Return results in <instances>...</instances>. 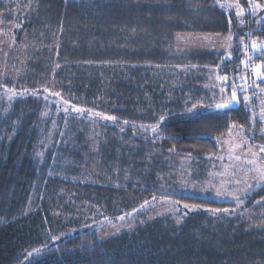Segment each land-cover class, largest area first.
<instances>
[{"label":"trees","instance_id":"obj_1","mask_svg":"<svg viewBox=\"0 0 264 264\" xmlns=\"http://www.w3.org/2000/svg\"><path fill=\"white\" fill-rule=\"evenodd\" d=\"M253 1L238 26L224 0H0V30L20 51L16 73L0 74V264H264V180L236 205L179 191L168 174L170 158L205 160L216 136L250 125L236 86L240 105L221 109L207 85L246 71L254 88L264 50L241 48L264 42ZM181 33L233 44L177 50ZM160 199L176 206L151 215ZM120 217L134 223L102 235Z\"/></svg>","mask_w":264,"mask_h":264},{"label":"rangeland","instance_id":"obj_2","mask_svg":"<svg viewBox=\"0 0 264 264\" xmlns=\"http://www.w3.org/2000/svg\"><path fill=\"white\" fill-rule=\"evenodd\" d=\"M248 8L241 4L240 0H224L229 10L234 12L238 26H243L245 22V14L249 11L254 14L253 0H246ZM248 9V10H247ZM241 48L250 52L247 53V59L251 54H255L257 49L264 50V42L250 39H241ZM255 42L261 47L252 48ZM233 41L231 35L220 34H203V33H181L177 35L175 40V48L177 50H193V49H216L230 52ZM20 53V51H18ZM9 42L6 33L0 30V74L13 75L16 73L11 69V61L18 54ZM259 53V52H258ZM260 54V53H259ZM263 63H252L253 69L250 80L254 81V88L248 86L247 72L243 71L240 77L235 80L233 75L232 81L230 77L227 79L219 77H210L207 87L217 94L212 97L215 101L231 99V93L228 87L235 86L242 94L244 105L250 110L249 127H244L239 123H233L230 129L223 135L216 136L218 142V151L205 155V160H197L192 155H180L171 159V166L175 168L170 171L169 176L177 183L179 191H185L189 194L201 195L204 197H213L221 200L231 201L240 204V196L253 185H260L263 180L260 179L261 172H264L263 152L260 150L264 147L261 136H264V119H261V113L264 111V85L258 87V82L264 81V53ZM243 67L248 62L243 58ZM213 74V73H212ZM237 84V85H236ZM260 94V95H259ZM258 99L255 104L252 98ZM3 94L0 95V101ZM247 98V99H245ZM95 170V168H93ZM157 203V204H156ZM151 208L150 214H164L165 212L176 206L168 199H160ZM121 218V217H120ZM115 223L104 221L102 224V235L114 234L120 230L130 227L133 219H120ZM137 219V218H136ZM138 221V220H137Z\"/></svg>","mask_w":264,"mask_h":264},{"label":"snow or ice","instance_id":"obj_3","mask_svg":"<svg viewBox=\"0 0 264 264\" xmlns=\"http://www.w3.org/2000/svg\"><path fill=\"white\" fill-rule=\"evenodd\" d=\"M257 47H261V46H259V45H257L255 42H253V44H252V48L253 49H256ZM224 79H227L226 77L224 78ZM56 95H59L58 93L56 94ZM237 99V97H236V92L235 91H233L232 92V101H235ZM245 99H247V98H245ZM193 107H195V106H193ZM216 107L217 108H228L229 107V104L228 103H224V104H218V105H216ZM79 111V110H78ZM106 119H109V120H114L115 119V117H106ZM261 119H264V111H262V113H261ZM164 120V117H161V121H163ZM153 131H155V129H153ZM262 152H264V147H262L261 149H260ZM260 179L261 180H264V172H261V174H260ZM145 203H147V201L145 202ZM174 203V202H173ZM258 203H260V202H258ZM185 207H189L188 205H185ZM193 207V209L196 207L195 205H193L192 206ZM224 211H228L227 209H225ZM120 219H123V217H121ZM53 239H57L56 237H53ZM38 251V250H37Z\"/></svg>","mask_w":264,"mask_h":264},{"label":"water","instance_id":"obj_4","mask_svg":"<svg viewBox=\"0 0 264 264\" xmlns=\"http://www.w3.org/2000/svg\"><path fill=\"white\" fill-rule=\"evenodd\" d=\"M224 103H228L229 107L226 109H230V108H237L240 105V101L238 99H236L235 101H232V93H231V99L228 101H224V102H220L219 104H224ZM221 109H225V108H221Z\"/></svg>","mask_w":264,"mask_h":264}]
</instances>
